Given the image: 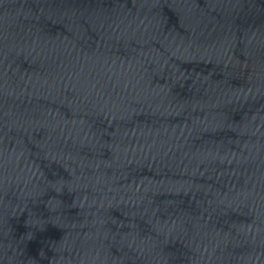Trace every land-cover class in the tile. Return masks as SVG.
Instances as JSON below:
<instances>
[{
    "label": "water",
    "instance_id": "1",
    "mask_svg": "<svg viewBox=\"0 0 264 264\" xmlns=\"http://www.w3.org/2000/svg\"><path fill=\"white\" fill-rule=\"evenodd\" d=\"M0 264H264V0H0Z\"/></svg>",
    "mask_w": 264,
    "mask_h": 264
}]
</instances>
